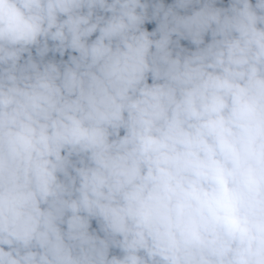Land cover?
Instances as JSON below:
<instances>
[{"label": "clouds", "instance_id": "9594fccd", "mask_svg": "<svg viewBox=\"0 0 264 264\" xmlns=\"http://www.w3.org/2000/svg\"><path fill=\"white\" fill-rule=\"evenodd\" d=\"M0 264H264V0H0Z\"/></svg>", "mask_w": 264, "mask_h": 264}]
</instances>
